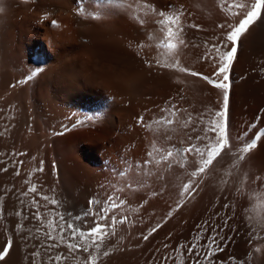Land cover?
<instances>
[{
  "label": "rangeland",
  "instance_id": "rangeland-1",
  "mask_svg": "<svg viewBox=\"0 0 264 264\" xmlns=\"http://www.w3.org/2000/svg\"><path fill=\"white\" fill-rule=\"evenodd\" d=\"M240 2L250 5L255 0H121L103 7L95 0L0 2V65L4 67L0 69L8 78H0V192L5 191L2 181L10 179V192L17 197L10 207L24 199L18 206L25 207L20 212L28 217L29 210L36 211L30 209L35 199L45 224L32 222L33 215L29 220L20 216L24 221L19 223L25 224L17 235L7 230L12 229L9 218L18 220V216L3 215L0 251L9 236L12 247L0 264H33L34 259L47 264L50 256L69 255L67 243H83L79 235L70 238L67 224L64 241L60 240L58 217L50 216L54 229L46 226L49 203L41 196L57 199L55 207L65 219L85 231L93 226V217L83 215L90 198L101 204L109 196L118 197V204L124 201L103 222L127 217L115 225V235L109 232L100 249L108 255L100 256L98 264L107 260L111 264H232L230 258L235 264H264V228L254 224L248 210L260 202L255 199L258 194L264 195V29L255 35L251 29L257 23L242 35L231 68L228 146L195 177L191 173L200 159L195 151L187 154L186 163L176 154L162 159L169 148L182 144L195 145L207 158L209 146L219 142V130L210 129L215 113L223 109V92L190 73L213 77L219 65L204 59L205 42L219 44L231 31L229 25L244 18L246 10L230 7ZM237 11L239 15L232 14ZM161 12L178 15L184 28V44L170 55L158 47L164 40L158 21L166 18ZM158 61L176 66L162 67ZM180 67L188 71L181 72ZM36 69L43 70L20 83ZM85 114L93 119L81 123ZM249 143L255 147L240 160L238 150ZM146 160L152 162L145 165ZM225 173L228 179L222 180ZM189 182L192 187L181 195ZM33 185L36 193L28 191ZM25 192L27 197L22 195ZM16 207L10 214L19 210ZM98 208L93 203V211ZM182 223L187 224L185 229ZM37 228L41 233L50 230L53 238L37 233ZM179 229L180 234L189 231L188 237L180 243L183 247L170 240L171 247L167 241ZM15 243L18 256L11 263ZM162 243L168 245L160 250L163 255L156 247ZM37 250L40 255L34 258ZM167 251L170 255L164 256ZM86 259L87 253L80 250L64 264H84Z\"/></svg>",
  "mask_w": 264,
  "mask_h": 264
},
{
  "label": "snow or ice",
  "instance_id": "snow-or-ice-1",
  "mask_svg": "<svg viewBox=\"0 0 264 264\" xmlns=\"http://www.w3.org/2000/svg\"><path fill=\"white\" fill-rule=\"evenodd\" d=\"M96 4L100 7H103L104 5H110V4H118L121 2V0H95ZM232 8H236L239 10H246L244 18L239 21L237 25H229L231 28V31L227 34L226 37L219 43V44H212L211 46L207 45V42H205V47L208 48V53L205 55L204 59H210V60H216L218 61V67L216 71L213 73V77L205 76L202 73H196L192 72L190 73L193 76H200L203 80L207 81L209 84H211L214 88L220 89L223 92V109L221 111H218L215 113V116L217 119L212 121V127L211 131H217L219 130V136H218V143L215 145H210V150L207 152V158H204L205 153L200 148L195 147V145L184 147L183 144L180 148H169L165 155L162 156V159L169 160L174 156V154L179 155L181 159V163L187 162V154L192 153L195 151V153L198 154L200 157L198 163L199 167L196 171L192 172L191 175L193 177L200 175L201 173L205 172L206 169L213 164L214 159L218 157L221 152L228 146V140L226 136V121H227V110H228V100H229V91L231 87V68L232 65L236 59L237 52L240 46V40L243 34H245L249 27L253 24H255L260 18L261 15L264 14V0H255L252 4H246L244 2L240 3H234L230 5ZM233 15H239L240 12H234ZM161 16H166L164 20L158 21V24L161 26V31L164 33V40L161 41V43L158 45L159 48L165 49V55H170L172 52L178 50V44H184V40L182 38V33L184 32V28L180 26L179 24V16L178 15H166V13L161 12ZM55 24V21H53ZM195 27V26H193ZM223 27V25H221ZM176 41V42H174ZM178 42V43H177ZM229 45H231L229 47ZM214 51V55H213ZM159 66L162 67H175L176 64H168V63H160L157 62ZM43 69H36L32 71V74L26 78L24 81H20V83H25L27 80L32 79V77L36 76L39 71H42ZM179 71L181 72H187L188 69L180 67ZM93 117L90 115L85 114L83 117V121H80L81 123L84 121H90ZM223 120L224 123H220L219 121ZM140 121L143 122V117L140 118ZM160 123H172V121L168 120H162ZM62 134V133H58ZM255 147L254 143H249L245 147L238 150L239 159H244V154L248 153L252 148ZM154 151H158L154 148ZM149 157L152 156V153H148ZM151 160H146L145 165L151 163ZM175 162V161H173ZM159 163V161H157ZM140 165H137V168H139ZM42 171L43 169H39ZM3 171H7V168L3 169ZM19 172L17 171V175ZM121 176L124 175V172L120 173ZM222 180H227L228 176L227 173L223 174L221 176ZM131 187V185H129ZM192 187L191 182L186 184L183 188L184 193L188 192V190ZM10 191V190H9ZM29 192L36 193L37 188L35 185H33L28 190ZM23 196H27L28 192H25L22 194ZM3 197H0V200H2ZM41 199L48 201L51 205H53V210L51 212H46L45 215L52 216V217H58L59 221L61 222L60 226L62 229L60 240L64 241V235H63V228L64 225L67 224L68 228V234L72 240H75L77 235L82 239L83 243H67V248L69 250V255L65 256L63 253L60 255L50 256L48 258L47 264H64V261L71 258V255L77 251L82 250L84 253H87V259L84 261V264H98V260L100 259V256H106L108 255L107 251H104L103 253L100 252V249L106 239L108 237L109 232H111L112 235H115V225L117 223H124L127 220V217H123L120 220H117L115 216L112 217V223L107 224L103 223L108 220V213L116 208L121 207L124 204V201L121 200L118 203H116L117 198H113L112 196H109L106 201H104L101 204V201L97 198H90L89 204H88V210L83 214L87 216L93 217V226L88 229L87 231L77 229L76 226L72 223H69L62 212L59 211L58 208L55 206L58 204L57 199L49 198L48 196H41ZM256 200L260 201L255 205V207H250V210L253 215L249 217L254 221V224L256 226H259L261 228H264V195L258 194L255 197ZM20 203L23 204V200H20ZM93 203L96 205H99L98 210L93 211ZM33 208L36 209L33 213V218L35 220L41 221V227H44V221L41 217V213L39 212V207L35 201V199L32 202ZM16 216L20 217L22 216V213L20 211H17L15 213ZM3 213L2 210H0V218H2ZM79 217H77L78 219ZM23 219L26 220L28 217L26 215L23 216ZM50 230L55 228V224L52 219H49L46 225ZM23 228V224L18 225L17 232H19ZM30 231V230H29ZM37 233H41V228L36 229ZM47 238H53L51 236V231L49 232H43L41 233ZM39 238V237H37ZM147 239V237H145ZM214 239L212 243H214ZM12 247V240L11 237H9L6 246L3 248L2 251H0V260H3L7 255L9 250ZM52 246L49 245L48 248L50 249ZM183 247V246H181ZM209 248L211 249V245H209ZM179 250V249H177ZM189 253L192 252V249L190 248ZM211 251H209V255H211ZM33 257H39L40 252L37 250L36 252L32 253ZM199 255V253H197ZM230 261L232 264H235V258H230ZM33 264H38V260L34 259ZM197 264H200L199 261H197ZM240 264H243V262H240Z\"/></svg>",
  "mask_w": 264,
  "mask_h": 264
},
{
  "label": "bare ground",
  "instance_id": "bare-ground-1",
  "mask_svg": "<svg viewBox=\"0 0 264 264\" xmlns=\"http://www.w3.org/2000/svg\"><path fill=\"white\" fill-rule=\"evenodd\" d=\"M1 1H2V0H1ZM1 1H0V2H1ZM1 14H2V13H1ZM0 18H1V17H0ZM256 23H257V24H256ZM256 23H255L256 25L251 29V31L253 30L255 33H257V34H255V35L259 36V32L261 31V29H264V14H262L261 19H260L258 22H256ZM0 28H1V27H0ZM254 29H256V31H255ZM251 31H250V32H251ZM247 35H248V34H247ZM261 35H262V34H261ZM262 36H263V35H262ZM246 37H247V36H246ZM246 37H245V38H246ZM245 38H243V41H245ZM262 39H263V38H262ZM263 40H264V39H263ZM263 48H264V47H263ZM241 57H242V56H241ZM260 57H261V56H260ZM263 58H264V57H263ZM261 59H262V58H261ZM261 61H262V60H261ZM263 63H264V62H263ZM0 64H1V63H0ZM1 66H2V65H0V67H1ZM263 66H264V65H263ZM263 66H262V67H263ZM1 68L3 69L4 67H1ZM3 73H4V72L1 73V69H0V78H1L2 80H7V79H8V78L6 79L7 76H2V75H4ZM5 75H7V74L5 73ZM3 78H4V79H3ZM263 89H264V88H263ZM262 102L264 103V100H263ZM259 106H260V105H259ZM0 140H1V139H0ZM222 158H223V156H222ZM2 161H3V160H2ZM1 164H2V163H1ZM6 166H7V165H6ZM1 168H2V167H1ZM5 174H6V173H5ZM2 175H3V174H2ZM2 175H1V179H2ZM10 175H11V174H10ZM8 176H9V174H8ZM3 177L6 178V175L3 176ZM9 177H11V176H9ZM8 179H9V178H8ZM46 179H47V178H46ZM56 179H57V178H56ZM3 180H4V179H3ZM6 180H7V179H6ZM1 181H2V180H1ZM7 181H8V182H7ZM7 181H6V182H5V180L2 181V182L4 183L5 191L3 190V193L0 192V197H3V199L0 200V210H3L2 213H3L4 216H6V215H7V216H10V215H13L14 213H16V212L14 211L12 214H10V213H11V207H16V206H18V204H20L19 202H18V204H17V201H16V204H17V205H14V206H11V207H10V205L12 204V200L15 201L14 198H15L16 196L14 195L15 193L10 192V191H11L10 188H13V187L10 186V185H11V184H10L11 182L9 183L10 179L7 180ZM12 181H13V180H12ZM3 183H1V185H2ZM56 184H57V182H56ZM77 184H78V183H77ZM2 186H3V185H2ZM2 186H0V190H1ZM67 186H68V185H67ZM56 187H58V186H56ZM56 187L54 186L53 189H55ZM77 188H78V187H77ZM2 189H3V188H2ZM9 190H10V191H9ZM13 190H14V189H13ZM13 190H12V191H13ZM17 191H18V190H17ZM20 191H22V190L20 189ZM44 191H45V190H44ZM14 192H15V191H14ZM50 192H51V191H50ZM74 193H75V192H74ZM17 194H18V193H16V195H17ZM20 195H21V192H20ZM20 195H18V197H20ZM51 195H52V194H51ZM53 195H54V194H53ZM64 195H65V194H64ZM92 195H93V194H92ZM13 197H14V198H13ZM25 197H27V196H25ZM30 197H31V196H30ZM16 198H17V197H16ZM20 198H22V197H20ZM17 200H18V199H17ZM23 200H24V199H23ZM38 200H39V199H38ZM42 200H43V199H42ZM68 200H69V199H68ZM76 200H77V199H76ZM14 201H13V203H14ZM18 201H19V200H18ZM23 202H25V201H23ZM44 202H45V201H44ZM40 203H41V202H40ZM74 203H75V202H74ZM14 204H15V203H14ZM199 204H200V203H199ZM20 205H21V204H20ZM24 205H25V204H24ZM71 205H72V203H71ZM77 205H78V204H77ZM28 206H29V205H28ZM47 206H48V205L45 204L46 212H47V210H48V207H49V211H50V209H51L50 206L53 207L52 205H50V203H49V206H48V207H47ZM78 206H79V205H78ZM30 207H31L30 209H32V204H31ZM17 208L19 209V206L16 207V209H17ZM21 208L24 209L25 207H23V205H22ZM21 208H20L19 210H17V211H21V210L24 211V210H25V209L23 210V209H21ZM27 208H28V207H27ZM27 208H26V210H27ZM72 208H73V207H72ZM191 208H192V207H191ZM193 208H194V207H193ZM13 209H14V208H13ZM62 209H63V208H62ZM32 210H33V209H32ZM52 210H53V208H52ZM77 210H79V209H77ZM30 211H31V210L28 211V212H29V216H28V217H30V215H33V214H32V211H31V212H30ZM49 211H48V212H49ZM24 212H25V211H24ZM66 212H67V211H66ZM68 212H69V211H68ZM192 212H193V211H192ZM25 214H26V213H25ZM188 214H189V213H188ZM190 214H191V213H190ZM26 215H27V214H26ZM80 215H81V214H80ZM44 216H45V215H44ZM2 217H3V216H2ZM14 217H15V215H14ZM22 217H23V215H22ZM78 217H79V216H78ZM8 218H9V217H8ZM15 218H16V217H15ZM19 218H20V217L17 218L18 220L14 219V218H11V217L9 218V220H10V221H9V224L11 225V226H10V225H9V226H10L12 229H10V230L8 229V230H7L8 232H10L11 230H14V232H17V227H18V225H20L19 221L22 219V218H21V219L19 220ZM46 218H48V219L50 218V219H51L52 217H50V216L47 217V215H46L45 219H46ZM195 218H196V217H195ZM198 218H199V217H198ZM11 219H12V220H11ZM30 219H33V218L30 217ZM52 219H53V218H52ZM56 219H57V218H56ZM75 219H76V218H75ZM185 219H186V218H185ZM4 220L6 221L5 218H3V221H4ZM26 220H29V219H26ZM34 220H35V219H33L32 222H33ZM192 220H193V219H192ZM22 221H24V220L22 219ZM46 221H47V220H46ZM53 221H54V219H53ZM57 221H58V220H57ZM178 221H179V220H178ZM32 222H31V223H32ZM68 222H69V221H68ZM176 223H177V221H176ZM179 223H180V221H179ZM24 224H25V223H23V225H24ZM180 224H181V223H180ZM184 224H185V223H184ZM184 224L182 223L181 229H185V228H182ZM1 225H2V224H1ZM26 225H27V227H28V226L30 225V221H29V225H28V224H26ZM31 225L35 226L33 223H32ZM44 225H45V224H44ZM55 225H56V224H55ZM59 225H60V224H59ZM185 225H187V224H185ZM185 225H184V226H185ZM2 226H3V225H2ZM2 226H1V227H2ZM4 226H5V224H4ZM6 226H8V225L6 224ZM6 226H5V228H6ZM33 226H30L29 228H32ZM174 226H175V225H174ZM193 226H194V225H193ZM10 227H9V228H10ZM38 227H39V226H38ZM7 228H8V227H7ZM7 228H6V229H7ZM23 228H24V227H23ZM175 228H176V226H175ZM178 228H180V227H178ZM192 228H193V227H192ZM176 229H177V228H176ZM181 229H179L178 233L175 234L174 236H172V234L169 233V232H170V231H169L168 234H167V236L169 235V236H168L169 238H170V236H172L173 238L171 237L170 239H168L167 242L171 244L172 242H169V241H170V240H171V241H172V240H175V245H176V246H178V245L180 246V245L182 244V242H184V240H186L185 238L188 237L187 233L189 232V231H188V232L186 233V232H185L186 230H184V231L182 230V234H180V232H181L180 230H181ZM22 230H23V229H22ZM22 230H21V231H22ZM27 230H28V228H27ZM170 230H171V229H170ZM49 231H50V230H49ZM172 231H173V228H172ZM172 231H171V232H172ZM191 231H192V229H191ZM191 231H190V235H191V233H192ZM3 232H4V231H3ZM30 232H31V231H30ZM4 233H5V232H4ZM56 233H57V231H56ZM172 233H173V232H172ZM175 233H176V230H175ZM11 234H12V233H11ZM16 234H17V233H16ZM188 234H189V233H188ZM17 235H19V232H18ZM5 236H8V235H5ZM9 237H10V236H9ZM9 237H8V238H9ZM14 237H15V234H14ZM16 237H17V236H16ZM165 237H166V235H165ZM189 237H190V236H189ZM11 238H12V237H11ZM20 239H22V238H20ZM20 239H19V240H20ZM15 240H16V242H18V237H17V239H15ZM65 240H66V239H65ZM166 240H167V238H166ZM188 241H189V240H188ZM56 242H57V241H55V243H56ZM159 242H160V241H159ZM161 242H162V241H161ZM163 242H164V241H163ZM173 242H174V241H173ZM185 242H187V241H185ZM18 243H19V242H18ZM18 243H17V244L15 243V247L13 248V252H12V254H11V257L9 258V260H10L11 263H12V261H13L15 258H17L16 256H18V255H17V254H18V248H19ZM21 243H22V241H21ZM57 243H58V242H57ZM176 243H178V245H177ZM180 243H181V244H180ZM189 243H190V242H189ZM3 244H4V243H3ZM59 244H60V243H59ZM156 244H157V242H156ZM156 244H155V245H156ZM158 244H159V243H158ZM158 244H157V245H158ZM164 244H165V243H164ZM184 244H185V243H184ZM155 245H154V246H155ZM165 245L168 246L167 244H165ZM165 245H163V243H162L160 247H159V246H156V247L159 248V249H158L159 252H160V250L165 251V249H163V247H164ZM175 245L173 244V248H172V249H174V246H175ZM186 245H187V244H186ZM171 247H172V244H171ZM180 247H181V246H180ZM190 247H191V246H190ZM1 248H2V246L0 247V249H1ZM161 248H162V249H161ZM166 248H167V247H166ZM175 248H176V247H175ZM20 249H21V248H20ZM172 249L169 248L168 250H169V251H172ZM179 249H180V248H179ZM184 249H185V248H184ZM22 250H23V249H22ZM151 250H152V248H151ZM176 250H177V249H176ZM181 250H182V249H181ZM24 251H25V250H24ZM26 251H27V250H26ZM113 251H114V250H113ZM119 251H120V250H119ZM142 251H143V250H142ZM154 251H157V250H154ZM154 251H153V252H154ZM162 251H161V252H162ZM184 251H186V250H184ZM65 252H66V251H65ZM159 252L157 251V252H156V253H157L156 255H158ZM161 252H160V254H161ZM182 252H183V251H182ZM182 252H181V253H182ZM118 253H119V252H118ZM165 253H167V255H164V256H169V255H170V254H168V251L165 252ZM170 253H171V252H170ZM172 253H173V255H174V253H178V252H176V251L174 252V251H173ZM181 253H180V254H181ZM115 254H116V253H115ZM121 254H122V253H121ZM148 254H151V253L148 252ZM183 254H184V252H183ZM189 254H192V253H189ZM20 255H21V254H20ZM75 255H76V254H75ZM113 255H114V254H113ZM124 255H126V254H124ZM138 255H139V254H138ZM161 255H163V254H161ZM161 255H158V256L160 257ZM116 256H119V254L116 255ZM121 256H122V255H121ZM189 256H190V255H189ZM127 257H128V256H127ZM130 257H131V256H130ZM139 257H140V256H139ZM139 257H138V258H139ZM186 257H187V256H186ZM111 258H112V257H111ZM114 258H115V257L113 256L112 259H114ZM117 258H118V257H117ZM120 258H121V257H120ZM120 258H119V259H120ZM122 258H125V256L122 257ZM135 258H136V257H135ZM141 258H142V259H145V258H143L142 255H141ZM141 258H140V260H141ZM146 258H147V257H146ZM181 258H182V257H181ZM181 258H180V259H181ZM183 258H184V257H183ZM183 258H182V259H183ZM189 258H191V257H189ZM189 258H188V262L190 263ZM21 259H22V258H21ZM125 259H126V258H125ZM129 259H130V258H129ZM136 259H137V258H136ZM15 260H17V259H15ZM15 260H14V261H15ZM134 260H135V259H134ZM156 260H157V259H156ZM162 260H163V257H162ZM162 260H160V261H162ZM14 261H13V262H14ZM71 261H72V260H71ZM116 261L119 262V260H116ZM135 261L137 262V260H135ZM142 261H143V260H142ZM158 261H159V260H158ZM8 262H9V261H8ZM20 262H21V261H20ZM108 262H109V263H108ZM110 262H111L110 260H109V261H108V260L105 261L106 264H111ZM122 262H123V261H122ZM155 262H156V261H155ZM105 263H104V264H105ZM120 263H121V261H120ZM130 263H131V262H130ZM134 263H135V262H134ZM139 263H140V262L138 261V264H139ZM144 263H145V262H144ZM158 263H160V262H158ZM173 263H174V262H173ZM175 263H176V262H175ZM76 264H77V263H76ZM116 264H117V263H116ZM123 264H124V262H123ZM169 264H171V263L169 262ZM183 264H184V263H183Z\"/></svg>",
  "mask_w": 264,
  "mask_h": 264
}]
</instances>
